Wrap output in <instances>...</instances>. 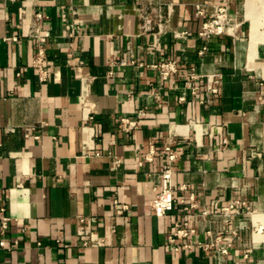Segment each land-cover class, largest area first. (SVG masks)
<instances>
[{"label":"crops","instance_id":"crops-1","mask_svg":"<svg viewBox=\"0 0 264 264\" xmlns=\"http://www.w3.org/2000/svg\"><path fill=\"white\" fill-rule=\"evenodd\" d=\"M0 264H264V0H0Z\"/></svg>","mask_w":264,"mask_h":264},{"label":"built area","instance_id":"built-area-1","mask_svg":"<svg viewBox=\"0 0 264 264\" xmlns=\"http://www.w3.org/2000/svg\"><path fill=\"white\" fill-rule=\"evenodd\" d=\"M197 8V15L202 16L204 14L203 4L198 3L196 5ZM230 7L225 5H216L215 6V17L210 21L209 25H207L209 32H218L221 33L223 31V28L226 23H229L233 18L230 16ZM142 17L144 19V28H149V26L152 23V19H150L146 13L142 12ZM158 28L159 31H164V27L166 24V20H163V17L159 16V22ZM35 36L37 37L40 45H39V53L37 57V62L39 66L41 65V61L44 57V49H43V43L46 40V37L42 33H36ZM204 49L202 50V52ZM160 71L163 75V77L167 78L175 73H177L180 69L179 63L176 60H167L163 61L159 64ZM201 75H199L194 68L190 70V77L188 80L185 81L186 88L191 91L193 95H198L200 91L202 90L201 85L198 82V78ZM207 83H206V96L205 98H202L199 100L200 104H210L214 98L219 95L221 90V79L222 75L220 73H213L211 75H207ZM129 124L132 126L134 123L129 121ZM165 151L168 153L170 160H173L175 158V154L172 151V148L170 145L165 146ZM153 152V151H152ZM172 167L171 164H167L162 167L161 173H162V185L160 188L156 190V194L151 200V208L154 211V213L161 217L169 212H171L174 209V206L177 202V197L175 196V187L173 184L172 179ZM185 187H182V189ZM234 208V205H231L230 207H226L222 210L223 217L225 219H229L232 215L231 209ZM239 212L238 210H236ZM208 213L207 211L204 212V214ZM9 217H4L3 223H2V229H6L8 227ZM193 232H195L194 228H186L182 225H178V228L176 231H174L171 235H169V242L172 244L176 241V238L178 236H188L191 235ZM4 241L1 242V245H4ZM188 246V245H187ZM212 245L206 244V249H211ZM178 249V247H176ZM221 254H226L228 252L227 247L220 248Z\"/></svg>","mask_w":264,"mask_h":264}]
</instances>
